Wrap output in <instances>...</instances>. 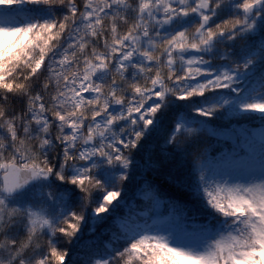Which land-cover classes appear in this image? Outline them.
<instances>
[{
    "label": "snow or ice",
    "instance_id": "snow-or-ice-1",
    "mask_svg": "<svg viewBox=\"0 0 264 264\" xmlns=\"http://www.w3.org/2000/svg\"><path fill=\"white\" fill-rule=\"evenodd\" d=\"M0 264H264V0H0Z\"/></svg>",
    "mask_w": 264,
    "mask_h": 264
},
{
    "label": "trees",
    "instance_id": "trees-1",
    "mask_svg": "<svg viewBox=\"0 0 264 264\" xmlns=\"http://www.w3.org/2000/svg\"><path fill=\"white\" fill-rule=\"evenodd\" d=\"M102 227H103V224H98L96 226V232H99ZM86 238H87V235L86 234L85 235H82V237H81V239H86Z\"/></svg>",
    "mask_w": 264,
    "mask_h": 264
},
{
    "label": "rangeland",
    "instance_id": "rangeland-1",
    "mask_svg": "<svg viewBox=\"0 0 264 264\" xmlns=\"http://www.w3.org/2000/svg\"><path fill=\"white\" fill-rule=\"evenodd\" d=\"M97 226V225H96ZM87 235V234H86Z\"/></svg>",
    "mask_w": 264,
    "mask_h": 264
}]
</instances>
